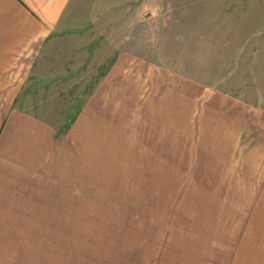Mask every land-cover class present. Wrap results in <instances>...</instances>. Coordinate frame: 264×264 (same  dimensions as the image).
I'll return each mask as SVG.
<instances>
[{
	"label": "rangeland",
	"instance_id": "rangeland-1",
	"mask_svg": "<svg viewBox=\"0 0 264 264\" xmlns=\"http://www.w3.org/2000/svg\"><path fill=\"white\" fill-rule=\"evenodd\" d=\"M61 25L25 106L90 176L61 261L264 264V0H71Z\"/></svg>",
	"mask_w": 264,
	"mask_h": 264
},
{
	"label": "crops",
	"instance_id": "crops-1",
	"mask_svg": "<svg viewBox=\"0 0 264 264\" xmlns=\"http://www.w3.org/2000/svg\"><path fill=\"white\" fill-rule=\"evenodd\" d=\"M70 2L0 0V264H65L51 247L58 228L90 217L89 172L68 169L65 146L60 154L67 135L25 109Z\"/></svg>",
	"mask_w": 264,
	"mask_h": 264
}]
</instances>
